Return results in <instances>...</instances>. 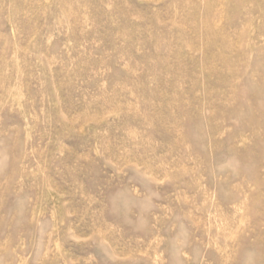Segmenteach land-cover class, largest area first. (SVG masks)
<instances>
[{
	"label": "rangeland",
	"instance_id": "rangeland-1",
	"mask_svg": "<svg viewBox=\"0 0 264 264\" xmlns=\"http://www.w3.org/2000/svg\"><path fill=\"white\" fill-rule=\"evenodd\" d=\"M0 264H264V0H0Z\"/></svg>",
	"mask_w": 264,
	"mask_h": 264
}]
</instances>
